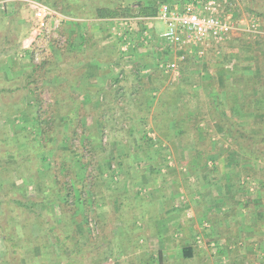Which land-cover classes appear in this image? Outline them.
Listing matches in <instances>:
<instances>
[{
    "label": "rangeland",
    "instance_id": "obj_1",
    "mask_svg": "<svg viewBox=\"0 0 264 264\" xmlns=\"http://www.w3.org/2000/svg\"><path fill=\"white\" fill-rule=\"evenodd\" d=\"M158 1L0 0V42L7 41L0 48V63L9 58L20 66L13 74V92L0 95V159L4 160L0 162L11 173L15 167L20 174L17 179L0 174V214H6L1 223L7 225L5 233L14 238L12 245L23 247L16 254L0 231V264H264V159L246 154L231 133L228 136L218 128L211 100L216 95L221 109L237 125L254 135L264 134V100L256 105L252 98L258 90L264 97V3L222 0L228 13L239 21L238 29L217 47L209 48L202 59L180 61V55L169 51L159 38L155 39L156 45L154 41L145 46L135 22H121L155 16L157 13L141 15L139 10L152 6L157 9ZM38 4L62 15V11L69 10L83 20L63 21L60 33L67 43L62 48L50 44L44 60L35 63L32 51L42 26L57 20L43 13ZM127 9L134 10V15H125ZM100 10L118 16L99 18ZM91 19L96 22L91 27L94 32L88 26L77 33L72 30L75 27H70L87 24L86 20ZM156 25L159 36L164 24L157 21ZM75 34L80 36L78 44L87 38L86 49L108 60L112 67L115 77L110 86L120 94L114 97L111 112L73 111L67 92L68 74L74 68L75 58L71 59L70 51L76 46ZM155 46L158 48L153 51ZM161 62H176L180 74L166 73L159 67ZM2 68L0 65L3 77ZM22 69L26 74H21ZM9 83L11 80L6 83L1 79L0 92L11 91L6 88ZM141 89L146 90L152 108L147 112L130 111L131 120H122L132 92ZM235 97L244 105L250 104L244 113L233 101ZM106 100L104 97L101 101ZM92 116L97 121L102 119L103 128L86 121ZM137 119L145 122L142 134L151 140L156 138L152 146L158 151L152 162L157 166H151L148 177L162 187L163 196L170 193L169 202L178 217L165 234L166 241L137 236V228L144 224L135 220H128V224L102 220L96 208L105 182L114 186L122 179V163L110 153L116 149L111 144L112 133L130 131ZM169 123L178 126L170 131ZM96 131L100 143L91 141ZM178 132L185 133L177 136ZM77 140L81 146L76 145ZM85 142L89 156L83 152ZM199 144L202 155L191 158L190 153ZM111 156L115 158L111 160ZM100 165H106L102 172ZM64 184L70 190L68 197L63 192ZM45 192L51 194L49 208L42 204ZM55 192H60V199ZM14 198L22 200L24 208L12 202ZM60 206L75 207L70 214ZM149 212L155 214L153 206ZM89 217L96 223V234L90 229ZM125 226L126 240L118 232ZM47 231H55L60 243L57 236L51 244L48 242L50 257L44 261L39 248L40 242H47L41 239ZM69 234L79 239L78 245L75 240H67ZM76 245H80L81 254H71ZM187 246L194 249L192 259L183 257L182 249ZM58 251L61 257L56 256Z\"/></svg>",
    "mask_w": 264,
    "mask_h": 264
},
{
    "label": "crops",
    "instance_id": "obj_2",
    "mask_svg": "<svg viewBox=\"0 0 264 264\" xmlns=\"http://www.w3.org/2000/svg\"><path fill=\"white\" fill-rule=\"evenodd\" d=\"M81 20L83 19L79 18L78 22ZM86 21L87 24H71L70 27H75L72 28V30L76 29V33L77 31L82 32L84 29L80 28H86L87 26L90 27V32H94L91 27H94L93 24H96L95 19ZM135 24L139 27L137 28L140 29V31L142 29L141 26L144 27L143 23L137 24V22H135ZM154 30L157 31V25ZM78 37L80 36L77 34L74 35L73 38L76 39V46H73V49H71L70 51L71 59H75L73 65L74 68L71 74H68L70 78V87L67 92V94H69V102L73 105V108H75V110L73 111H91L102 109V111L108 110L111 112L114 109V97L117 94H120V92L117 93V90L110 86L113 78L115 77V74H113L114 72L112 71V67L109 68V62H107L108 60H104V58H101L99 56L96 57L94 53L89 52L88 48L86 49V47H88V44L86 43L88 40L87 38L85 40L81 39L82 41H80L78 44ZM5 42L7 41L0 42V48ZM155 43L156 41L154 42V45H156ZM155 47L156 48H153V51H155L154 49L157 50L158 48L157 46ZM144 51L147 52L146 50ZM2 61L0 65H3V68L1 70L3 77L0 76V80L2 79L6 81V83L11 80V85L9 83V86H6V88H11V91H2L0 92V95L1 93L11 94L13 92V82L15 79L13 74L16 73L15 70L20 66L18 65V63H15L14 65L12 60H9V58H6ZM21 74H26V72L23 71ZM134 77H137V74L134 75ZM128 92L130 93L131 90L128 89ZM132 94L133 98H131L132 100H130L126 110H124V113L122 114L123 118H121L122 120H131V116H129L130 111L147 112L152 108L153 103L150 101V99L146 100V90L141 89L132 92ZM136 95L137 98H135ZM104 97L107 99L106 103H104V101H101ZM110 103L112 104L110 105ZM68 109H71V107L69 106ZM101 120L102 119L97 121V118L95 120V117L92 116V118L87 119L86 121L91 124L97 122V126L102 127L103 123ZM143 123L145 122L137 119V122L131 123L132 126L130 131L126 132L124 129H122V131H113L111 144L116 149L114 150V152L110 153L111 155L115 154L114 156H116V159H118L122 163V167L120 170L122 179L120 180V183L118 185L114 186H112V183L108 184V180L107 182H105V187L100 190L104 194L101 195L100 193L101 202L96 204V208L98 209V214L102 220L109 219L108 222H120L124 224L125 219L135 220L137 221V224H144L137 230V236L140 237L142 235L145 236V239L158 238L160 240L165 239L166 241V238L168 236H166L165 234L168 235V233L170 232V225L173 224L174 219H177L178 217L172 211L173 205H171V203L169 202L170 193L168 197L163 196L162 187L158 185L157 181L154 180V178H152L150 181V178L148 177L149 174L147 171L152 169L151 166H157V163L153 164L155 162H152V160L156 158V153L158 150H155L152 146V142L155 143V141L147 138L146 135L142 134ZM110 125L113 126L114 124L110 122ZM169 128L170 130L174 129V123H169ZM96 134H99V131H96L95 135L92 134L91 141L96 140V143H100V139ZM181 134H179L178 132V134L176 135L179 136ZM113 136L115 137L114 140ZM114 158L115 157L113 156L110 157L111 160ZM133 161L135 162V164H133ZM144 165L145 167L148 166V168H145ZM105 166L100 165V172L104 170ZM85 188L87 189V186H85ZM75 195L79 196V193L75 192ZM151 206H153V209H155V214H153L152 212L151 214L148 213V209H151ZM74 207L72 206V208ZM110 216L116 217V219H111ZM69 221L71 224H73L74 218L71 217ZM154 226H156V231L153 230ZM118 232L122 237L123 235L125 236V230L119 228ZM148 246H150L149 243Z\"/></svg>",
    "mask_w": 264,
    "mask_h": 264
},
{
    "label": "built area",
    "instance_id": "obj_3",
    "mask_svg": "<svg viewBox=\"0 0 264 264\" xmlns=\"http://www.w3.org/2000/svg\"><path fill=\"white\" fill-rule=\"evenodd\" d=\"M38 6L43 8V13L46 12L48 15L51 14L52 17L59 19L54 21L56 22L54 24L42 26L32 51V58L35 63H40L44 60L47 53L46 47L50 44L62 48L67 43V38L60 33V26H62L63 21L79 20L69 18L56 10L40 4ZM157 21H161L164 24V30L159 36L156 35L157 31L154 30ZM121 22L122 24L123 22L126 24L130 22L143 23L144 27L140 32L141 42L148 46V44L159 38L164 43V46L169 47V51L180 55V61H184L186 58L202 59L206 56L209 48L218 46L222 41L226 40L233 31L238 29L239 25V21L228 13L226 3L222 0H183L182 2L159 0L155 16H137L124 19ZM159 67L166 73L180 74L176 62H161ZM153 140L156 141V138L154 137ZM106 141L107 136L104 138V143ZM75 143L79 145L80 141L77 140ZM83 145L85 156H89V145L87 142ZM88 222L91 231L96 234L97 226L93 218L89 217Z\"/></svg>",
    "mask_w": 264,
    "mask_h": 264
},
{
    "label": "trees",
    "instance_id": "obj_4",
    "mask_svg": "<svg viewBox=\"0 0 264 264\" xmlns=\"http://www.w3.org/2000/svg\"><path fill=\"white\" fill-rule=\"evenodd\" d=\"M174 1H176V2H182L183 0H174ZM256 2L258 4L261 3V2L264 3V0H259V1H256ZM51 7H54L55 8V6H51ZM62 12L65 15H67V16H72V17H75V18L81 17L78 14H76V15L73 14L69 10H65V11H62ZM139 12L141 13V15H155L157 13V9H156V7H153V6H152V8L144 7L141 10H139ZM134 13H135L134 10L131 11V10H128L127 9V12L125 13V15H134ZM116 16H118V14L115 13V12H113V11H110V10H100L99 13L97 14V17H99V18H108V17H116ZM83 17H86V16H83ZM56 19H59V18H56ZM260 37H262V36H260ZM258 91H255L254 92L256 94V96H255V94H254V96L252 95V98L256 99V105L257 104H260V102H262L264 100V97ZM244 99H246V98H244ZM211 100H212V111H213V115H214L213 120H214L215 124H217L218 128L221 129V131H223L224 133H227L228 132L227 133L228 136L231 133V135L233 136V138L235 139V141H237L238 145L242 148V150L246 154H248V155H250L252 157L259 158V159H264V134L254 135V134L250 133L246 128L241 127L240 125H237L234 121H232L229 118V116L227 115V113L225 111H223V109H221L220 101H219V99H218V97L216 95H213ZM233 101L239 103V106L241 108L240 110L242 111V113H244L243 111H245L244 108H245L246 105L248 107H250V104H247L246 103L244 105V102L241 101L239 99V97H235ZM177 126H178L177 123H175L174 128L177 127ZM98 127H101V126H98ZM101 128H103V127H101ZM167 128L170 130L169 127H167ZM158 129H159V127H158ZM159 131H161V130L159 129ZM184 133H182V134H184ZM198 136H199V138H201V134L200 133H198ZM202 137H203V135H202ZM24 139L23 138H20L19 140H24ZM168 139H170V138H168ZM199 145L200 146L196 147V149L193 152L190 153L191 158H194L195 159V157H200L202 155V153H201V151H203L201 149V145L202 144H199ZM1 160H3V159L1 158L0 161ZM11 162L16 163V161H7L6 163H9V164H12L13 165V163H11ZM13 170H14V173H11L10 172L11 169L10 168L8 169L7 167H5V164H3V163L0 162V174L3 177H7V178L10 177L12 179H17L18 177H20V174L18 172V169H16L14 167ZM65 186L66 185L64 184L63 192L68 197L69 194H70V190L67 189ZM55 193L57 194V197L56 198L57 199H60V192H55ZM44 194H45V197L42 200L43 207L49 208L50 207L49 206L50 205V201H51V198H49V197H51V194H49L47 192H45ZM48 194H49V196H48ZM14 199L15 200H13L12 202L18 203L21 206L24 205L22 200H17L16 198H14ZM66 199L67 198H65V202H66ZM60 203L58 202L59 205H60ZM60 207H61L60 209L62 211H65V212L70 213V214H71V211H73L72 207H70V208L65 207V206H60ZM22 208H24V206ZM149 213H151V212H149ZM5 215L6 214H0V231H1V235L3 236V238H4L5 242H6V245L8 247H10L13 244V242H14V238L11 237L9 234H6L5 233V229H7V225L5 226V225H3L1 223L2 222V218H4ZM37 216H39V212H38ZM128 222L129 221L125 219V223L128 224ZM37 225H38V222H37ZM29 228H30V231L34 230V227L32 226V224H30ZM125 229H127L126 226H125L124 230ZM138 229L139 228H137V230ZM55 236H57V234H56L55 231H50V232L47 231V233L46 232L43 233V237L44 238H41V239H44L45 241L47 240V242H45L46 244L40 242V248H39V250L42 253V258L44 259V261L45 260L47 261L49 259L48 257H50L49 256V252H47V248L49 247L48 246V242H50L51 239L53 240ZM66 237H68L67 240L68 239H71L69 242H74L73 240H75L76 241V244L78 245V242L77 241L79 239L78 240L75 239L72 234H69ZM123 238L126 240V234H125V237L123 235ZM36 239H38V238H36ZM56 241H57V243H60V240H59V237L58 236H57ZM50 244H51V242H50ZM77 245H76L75 251H74V249L72 251L70 250L71 251V254H74V253L81 254L80 245L79 246H77ZM13 247L15 249V253L16 254H20V251L23 248V247L19 246L18 244H15V246L12 245V247H10V248L13 249ZM61 247L62 246H59V248H60L59 250H60L61 254H63ZM182 252H183V257L185 259H192L194 257V249H193L192 246L184 247L182 249ZM56 256L57 257H61L62 255L60 256V253L58 251V254H56ZM69 257H71V256H69ZM74 258L75 257H73L72 260ZM33 261H35V260H33ZM72 263H74V262H72Z\"/></svg>",
    "mask_w": 264,
    "mask_h": 264
}]
</instances>
